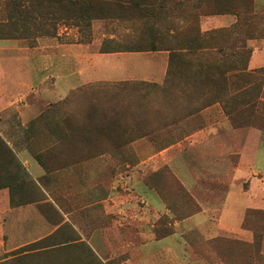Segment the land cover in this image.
I'll return each instance as SVG.
<instances>
[{"label":"rangeland","instance_id":"374dc122","mask_svg":"<svg viewBox=\"0 0 264 264\" xmlns=\"http://www.w3.org/2000/svg\"><path fill=\"white\" fill-rule=\"evenodd\" d=\"M32 1L0 0V21L10 18V25L14 24L6 39L23 41L16 54L0 57L46 58V49L53 48L56 67L70 74L80 69L92 72L93 55L103 44L119 50L113 53L119 56L147 52L152 46L163 50L175 42H198L199 35L226 31L222 42L204 40L202 48L184 51L182 59L169 66L163 85L90 79L63 92L61 99L47 100V89H56L59 83L48 78L45 62L38 69L43 85L39 89L37 82L24 88L15 86L9 92V96L14 93L10 99L15 104L0 107V189L12 191L13 205L38 207L25 210L26 226H14L26 236L21 243L5 247L11 250L8 253L0 249V264H125L127 254L113 249L112 242L127 245L138 231L137 220L146 208L138 183L155 190L168 210L153 217V238L171 233L175 221L199 210L168 166L132 170L143 161L145 150L157 153L223 120L237 132L264 131V69L249 70L250 51L264 39V0H91L93 4L84 2L78 10L58 17L49 6L44 19L49 36L34 30L39 7L28 10ZM252 4L259 17L247 31L238 24L235 13L242 14ZM219 16H232L235 21L206 31L203 22ZM235 30L244 32L240 37L243 54ZM41 40L46 44H39ZM62 45L70 50L61 52ZM221 46L226 57L218 52ZM37 47L45 50L37 51ZM25 77L29 82L30 76ZM35 107L36 117L24 120L23 114ZM218 139L223 145V138ZM239 140L233 138L237 145ZM236 155L235 151L218 160L234 164ZM97 158H101L100 164L94 165ZM25 159L37 162L45 173L38 178L32 175ZM263 223L264 214L255 213L244 225L251 234L256 230L263 234L257 250L253 234L251 242L220 237L207 243L197 231L185 237L211 264H264ZM99 225L106 234L102 252L81 238V233L89 237ZM22 249L23 254L17 255Z\"/></svg>","mask_w":264,"mask_h":264},{"label":"crops","instance_id":"0c3cea01","mask_svg":"<svg viewBox=\"0 0 264 264\" xmlns=\"http://www.w3.org/2000/svg\"><path fill=\"white\" fill-rule=\"evenodd\" d=\"M234 21L232 16H219L210 17L203 24L206 31H209L230 26ZM22 43L21 40H0V55L16 54ZM39 44L44 45L46 42L41 40ZM40 48L45 50L44 47L35 49L38 51ZM46 50L49 53L46 58L33 57L25 61L21 58L5 60L3 56L0 57V107L15 104L10 99L14 93L9 96V92L15 86L24 88L37 82L39 89L43 85V80L41 81L39 77L38 69L44 66L45 62L48 78H55L59 83L56 89H47L44 94L47 100L61 99L63 92L85 84L90 79L150 81L163 85L169 69L170 52L167 50L134 52L119 56L113 54L115 52L99 51L93 55L95 66L91 67L92 72L80 69L77 74H70L66 69L56 67V52H53V48ZM59 50L67 52L70 48L62 45ZM65 57L66 55L63 61L66 60ZM67 60L69 61V57ZM104 61L107 63L104 64ZM259 69H264V39L255 43L249 60V70ZM35 73L36 80H31V76ZM27 75L30 76L29 82L25 80ZM19 76H21L20 81L16 80ZM62 84H67L63 90ZM37 108L23 114V119L28 120L31 116L32 119L35 118ZM220 137L224 140L223 145H219ZM235 137H240L238 145L233 142ZM235 151L236 163L219 162V158L231 153L235 154ZM100 159L97 158L93 164H100ZM25 164L31 174L37 178L45 173L37 162L25 159ZM163 166H168L175 173L195 200L199 210L175 221L170 235L160 239L153 238V217L168 210L155 190L138 183L137 189L146 203V208L136 223L138 231L127 245H123L120 240L117 243L112 242L113 249H119L127 254L125 264H211L199 255L185 237L195 231L199 232L207 243L220 237H232L246 242L253 240V233L244 228V222L248 210H264V131L254 128L247 132H237L227 120L208 124L190 136H185V139L177 145L157 153H148L145 150L143 161L132 170H157ZM29 207L38 210L35 204L13 205L10 189H0V249L5 253L10 250L5 247H13L11 242L21 243L26 236L22 229L13 228L26 226L23 218L26 215L25 210ZM51 234L52 231L48 235ZM104 235H106L104 228L99 225L89 237L81 233V238L97 252H102L105 250Z\"/></svg>","mask_w":264,"mask_h":264},{"label":"trees","instance_id":"16d2710c","mask_svg":"<svg viewBox=\"0 0 264 264\" xmlns=\"http://www.w3.org/2000/svg\"><path fill=\"white\" fill-rule=\"evenodd\" d=\"M84 2H86V4H93V1L89 0V1H84V0H33L31 3H29V9H34L36 8V6L39 7V12L37 11L36 13V18H39V21L37 23H35L34 30L36 29L37 31L39 30L40 32L43 31V33H41L42 35H48L49 33L46 32V29L44 28V22L46 20V16H47V11L49 6H51V10L53 12V15L56 17L57 15H63V14H68L71 13L72 10L74 11L75 9H79ZM10 4V3H9ZM254 4H252L251 6H249L248 8H246L242 14L238 15V13H235L236 16H239L238 18V24H241V27H246L247 31H250L252 28V24L253 22H255L256 18L259 17L257 16V12L254 10L253 7ZM17 7L26 8V5H22V4H17ZM23 6V7H21ZM6 10L8 9V3H6L5 5ZM54 8V9H52ZM27 10V11H28ZM11 10H7V13L10 12ZM262 16L264 17V15L262 14ZM58 17V16H57ZM10 19V18H9ZM7 19L6 21H0V39H6L9 38L11 35L8 34V30L10 29V27L12 28L14 26V24L10 25V20ZM45 19V20H44ZM240 26V25H239ZM240 28V27H238ZM237 29V28H236ZM3 31V32H2ZM235 34L236 36V41L239 42L241 45L240 47V52L243 54L245 51V45L242 43V40H240V37L244 35V32L242 30H235ZM200 37L197 38L196 40L198 42H195V40H191L188 42H178V43H173V44H169V46H164L163 50H167L170 52L169 55V66L172 67L173 66V62L175 59L179 58L182 59L183 57V53L184 51H192L195 49H198L200 47V43L204 42V40H209V41H214V40H219V41H224L227 38V34L226 31H216V32H211V33H207L205 35H199ZM250 36V35H249ZM252 36H250L249 38H251ZM202 48V47H200ZM199 48V49H200ZM160 49L157 46H152L151 50H147V51H159ZM101 53H112V52H119V50L115 49V48H109L107 44H103L101 46L100 49ZM218 52L222 54L223 57H226V51L223 49V46H221L218 49ZM252 51H250V57L252 55ZM240 71L243 73L245 71V69H240ZM1 139V138H0ZM11 155V152H10ZM13 156V154H12ZM11 195H12V191L10 190ZM255 213L259 214V215H263L264 212L261 211H250L248 210L246 213V217H245V222L244 225H248L250 220H251V216L254 215ZM262 228L260 229L262 231V229L264 228V223L262 224ZM264 231V230H263ZM172 233V232H171ZM169 234H165L160 238H164ZM254 235V248L256 247H261V245L263 244V234H260V231H254L253 232ZM257 250V248H256ZM21 251L20 253H18L17 255H21L23 254V249L19 250ZM16 262V261H15Z\"/></svg>","mask_w":264,"mask_h":264}]
</instances>
